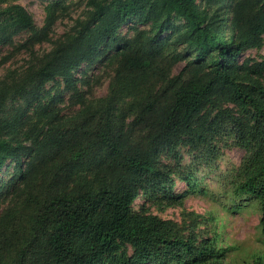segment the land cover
Returning <instances> with one entry per match:
<instances>
[{
	"label": "trees",
	"instance_id": "obj_1",
	"mask_svg": "<svg viewBox=\"0 0 264 264\" xmlns=\"http://www.w3.org/2000/svg\"><path fill=\"white\" fill-rule=\"evenodd\" d=\"M89 1L79 34L59 42L0 94V112L7 98L19 97L26 100L23 114L59 75L79 101L74 111L51 109L22 132L15 131L21 116H0V171L9 159L23 182L0 213V264H220L222 249L213 237L198 239L192 225L184 232L175 220L134 201L142 195L160 207L180 203L170 191L161 152L181 143H208L224 121L244 149L234 193L259 200L264 245V56L236 63L240 52L264 44V0H230L224 6L227 1L220 0L226 14L214 20L196 0ZM0 15L6 17L0 43L32 24L19 3L0 8ZM132 16L160 31L172 27V17H181L185 29L170 42L156 36L126 39L105 54L113 64L106 93H81L72 68L111 49L115 40L109 37ZM175 44L194 53L172 74L184 58ZM222 98L238 103L245 115L220 109L210 118L208 106ZM1 128L12 129V135H2ZM252 264H264V258Z\"/></svg>",
	"mask_w": 264,
	"mask_h": 264
},
{
	"label": "rangeland",
	"instance_id": "obj_2",
	"mask_svg": "<svg viewBox=\"0 0 264 264\" xmlns=\"http://www.w3.org/2000/svg\"><path fill=\"white\" fill-rule=\"evenodd\" d=\"M220 0H196V4L210 20L217 14H226ZM225 4H230L226 0ZM240 1V0H238ZM89 0H0V8L11 3H19L25 7L32 17V24L0 43V94L6 85L17 81L27 70L40 63L62 40L71 38L81 31V23L91 8ZM232 2V0H231ZM5 15H0V23L5 22ZM171 28L160 31V28L144 22L135 16L127 18L109 38L114 39L111 49L92 61H83L71 70L72 77L77 78V86L87 96L103 95L107 91L108 82L113 73V64L109 57L115 47L126 39L141 35L144 39L156 36L157 40L170 42L176 34L183 32L185 21L181 17L170 19ZM222 28L228 33L231 28L228 22L221 21ZM101 25H97L99 33ZM175 49L182 53L171 68L176 74L193 56L194 49L186 44H175ZM264 56V44L249 47L240 52L236 63L250 60H261ZM187 58V59H186ZM211 57L204 60V67L210 65ZM194 65V64H193ZM264 83V78H262ZM24 98H7L0 116L4 119L21 116L15 131L22 132L30 123L42 121L51 110L69 113L79 106L78 95L67 87L62 76L56 75L48 80L40 97L29 108L24 110ZM220 109H228L230 115H245L246 110L233 100L222 98L217 104L208 106L206 113L212 118ZM22 114V115H20ZM248 116V115H247ZM2 135H12V129L1 128ZM21 137V136H20ZM22 138V137H21ZM244 149L237 142L231 123L224 121L220 130L208 139V143L192 147L181 143L173 149L161 152V162L170 170L172 184L170 191L176 195L180 203L159 206L139 195L135 206H144L149 212L163 218H171L183 226L187 232L190 225L195 228L198 239L213 237V243L222 249L220 264H252L257 256L264 258V245L259 232L260 205L252 195H237L234 187L240 180ZM26 158H23V161ZM14 162L7 159L0 171V213L7 204L17 197L22 190L23 182ZM196 220V221H194ZM127 252H131L130 248Z\"/></svg>",
	"mask_w": 264,
	"mask_h": 264
}]
</instances>
